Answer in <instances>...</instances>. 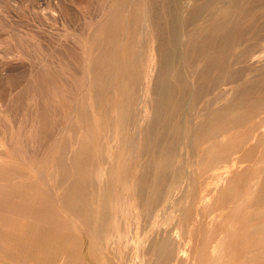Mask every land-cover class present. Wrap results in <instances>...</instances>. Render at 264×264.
I'll return each instance as SVG.
<instances>
[{"label":"bare ground","instance_id":"1","mask_svg":"<svg viewBox=\"0 0 264 264\" xmlns=\"http://www.w3.org/2000/svg\"><path fill=\"white\" fill-rule=\"evenodd\" d=\"M67 1L80 77L3 110L0 264H264V0Z\"/></svg>","mask_w":264,"mask_h":264},{"label":"rangeland","instance_id":"2","mask_svg":"<svg viewBox=\"0 0 264 264\" xmlns=\"http://www.w3.org/2000/svg\"><path fill=\"white\" fill-rule=\"evenodd\" d=\"M39 1H40V3L37 4L36 3L37 0H31V1L30 0H25V1L24 0H0V53H1L0 54L1 55L0 56V100H2V102H0V112H1L0 115L2 117V119H0V120H2V123L0 121V128L1 129H3L2 125L5 126L6 123H8L6 120L7 119L6 113L4 111H7L9 109L6 101H9L10 98L12 99L11 101H17V103L19 104V107H17L18 109L21 107V110L19 109L20 111H18V114L15 115L16 117L18 116L19 118L18 117L14 118V116H12V115L9 116V114L7 115L8 118L12 119V121L10 119V123L15 121V119L17 121H19L18 119H21V118H22V120H20V121L22 123V121H25L27 116H29V112H27L28 111L27 108L29 107V105H27L28 102H27L26 98H27V96H29L30 90L32 91L33 89H36L35 82L33 81V80H35L34 79L35 74H38L39 71L42 70L44 67H47L46 69H47V71H49L48 66L51 67L53 65L59 64L57 67L58 69H60V66L61 67L63 66L61 68V70H64V71L68 70V68H69V71H66V72L68 73L71 70V72L73 74H75L76 77H80V73L82 72V64H80L81 63L80 60H83L85 42L88 38V35H91L92 30H93L92 25L89 24V26H91V27L87 26L88 23L86 22L87 13H86V7H84L85 4L83 3L84 5H79V6H77L75 4L71 5L68 1L66 2V0H63V2H62V0H60V1L57 0V2H56V0H54V1L53 0H45L46 3L44 0L43 1L38 0V2ZM44 3L46 4L47 8L45 7ZM64 3H66V4H64ZM39 5H42L41 6L42 8ZM47 5H50V6H47ZM43 7H45V8H43ZM81 10L83 11V13H81L82 12ZM60 11H61V13H60ZM94 12L92 14L93 15L92 17H94V15H95ZM36 14L39 16H37ZM49 14H51V15H49ZM42 15H43V18H45V20L47 22L43 18H41ZM36 19H37V22H35ZM49 19H52V21H54V19H55V23ZM60 19H61V21H60ZM41 20H44L45 22L42 21L40 23ZM56 20H58V21H56ZM48 21H51V22H48ZM85 22H86V24H85ZM34 36H35V38H34ZM67 38H69V39H67ZM3 39H5V40H3ZM48 43H50V44H48ZM247 43L251 44L252 41L246 42L245 45H248ZM39 45H41V48L39 47ZM63 45L68 46L69 49H68V47L65 48L66 46L63 47ZM77 45H78V48H77ZM61 49H63V50H61ZM72 49L74 52L72 51ZM77 49H79V50H77ZM38 50H39V52H38ZM43 50H45V52H43ZM53 50L56 51V53ZM60 50L63 52H60ZM49 52H52V53H49ZM16 53H19V54H16ZM61 53H63V54H61ZM49 54H52V55H49ZM64 54H66V55H64ZM260 54L263 57H262L260 62L256 63V68L264 70V59H263L264 58V51L261 52ZM38 55H39V57H38ZM55 55H56V57H55ZM75 55H76V57H74ZM78 55H80L82 57V59L80 56H79L80 57L79 58ZM50 56H51V58H50ZM47 57H48V59L50 58L52 61L54 60L56 63H53L51 60L49 62L48 59L46 60ZM39 58L40 59L42 58L43 60H45V63L42 60H40ZM41 61L43 63H41ZM64 62H67V63L69 62V63L67 64ZM71 62H73V63H71ZM48 63L49 64L51 63L52 65H49ZM62 63L66 64V65H63ZM37 64L40 68L42 66H44V67H42V69H40L38 66H36ZM43 64H45V65H43ZM78 64H80L81 67ZM245 67L247 68V66H245ZM72 68H73V70H72ZM46 69H43V71H46ZM76 69L78 71H80V73ZM43 71H40V72H43ZM256 74H257V71L256 72L253 71V73L251 71H248L247 77L251 80H255ZM29 75H30V77H29L30 79L27 77ZM66 77H67V75H66ZM69 78H71V76H69ZM26 82H27V84H26ZM31 85H33V86H31ZM30 87L32 89H30ZM9 92H11V94L13 92L12 97H11V94ZM7 93L9 96L7 95ZM2 97H4L5 99H2ZM7 98H9V99H7ZM21 101H23V102H21ZM3 103L4 104L6 103V104L4 105ZM22 103H24V104L22 105ZM1 105H2V107H1ZM0 132H1V130H0ZM51 244L48 246V245H46V242L43 241L41 244H39V247L41 246L40 247L41 251L44 253L48 250H51L53 252H58L60 250L58 239H57V241H55V243L52 245V247H51ZM88 246H89L88 241H86L85 239L83 240V238H82V240H80V248H81L82 252L84 253V255L86 254V258L88 260V263L89 264H103V259L99 254H97V252H95L96 253L95 258L88 252Z\"/></svg>","mask_w":264,"mask_h":264}]
</instances>
